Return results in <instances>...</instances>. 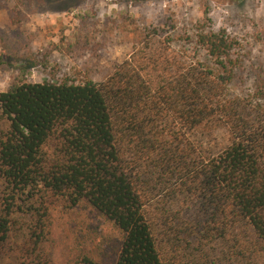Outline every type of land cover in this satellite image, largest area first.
<instances>
[{
  "label": "trees",
  "instance_id": "16d2710c",
  "mask_svg": "<svg viewBox=\"0 0 264 264\" xmlns=\"http://www.w3.org/2000/svg\"><path fill=\"white\" fill-rule=\"evenodd\" d=\"M200 42L219 73L147 44L102 82L79 71L0 91V264L43 263L53 209L81 204L120 233L114 264H172L160 239L169 206H195L198 235L241 236L264 253V104L231 93L225 30ZM221 128L224 148L199 149V134ZM74 264L102 262L81 254Z\"/></svg>",
  "mask_w": 264,
  "mask_h": 264
},
{
  "label": "rangeland",
  "instance_id": "374dc122",
  "mask_svg": "<svg viewBox=\"0 0 264 264\" xmlns=\"http://www.w3.org/2000/svg\"><path fill=\"white\" fill-rule=\"evenodd\" d=\"M221 29L234 44L231 93L247 106L248 101L264 104L259 97L264 92V0H0V91L19 79L74 81L79 71L102 82L119 65L135 61L147 44H169L188 64L219 73L200 36ZM228 138L221 128L199 134L196 145L218 152ZM187 207L169 206L173 213L166 235L160 236L165 259L172 264H264L260 247L241 236L229 243L230 235H198L195 206ZM163 208L155 205L152 213L161 215ZM51 216V240L39 264H74L81 254L114 264L121 235L95 209L81 204L70 212L53 209Z\"/></svg>",
  "mask_w": 264,
  "mask_h": 264
}]
</instances>
